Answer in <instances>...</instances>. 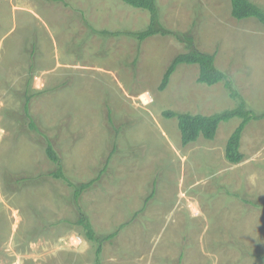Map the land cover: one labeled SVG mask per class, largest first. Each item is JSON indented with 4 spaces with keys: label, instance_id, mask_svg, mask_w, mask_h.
Masks as SVG:
<instances>
[{
    "label": "rangeland",
    "instance_id": "1",
    "mask_svg": "<svg viewBox=\"0 0 264 264\" xmlns=\"http://www.w3.org/2000/svg\"><path fill=\"white\" fill-rule=\"evenodd\" d=\"M158 6L162 27L215 54L247 109L264 112V24L235 19L230 0ZM149 22L147 11L122 0H0V264H95L97 257L67 223L77 211L65 183L7 188L12 176L54 168L24 113L27 89L41 91L30 113L66 175L96 181L80 204L98 235L128 224L105 244L103 264H264V119L244 129L239 164L225 156L239 118L221 123L215 139L184 146L177 120L164 111L212 115L239 100L224 83H198L197 65L179 66L160 91L187 44L161 35L140 43L126 33Z\"/></svg>",
    "mask_w": 264,
    "mask_h": 264
},
{
    "label": "trees",
    "instance_id": "2",
    "mask_svg": "<svg viewBox=\"0 0 264 264\" xmlns=\"http://www.w3.org/2000/svg\"><path fill=\"white\" fill-rule=\"evenodd\" d=\"M125 4L140 10L147 11L150 16V22L146 28L143 30H139L136 32H126L131 37L137 39L138 42L142 43L147 39L161 35V36H169L177 39L180 42H185L187 44L186 52L177 54L169 63L161 85L159 86L160 91H164L171 82V78L173 74L176 72L177 68L181 65H197L199 68V74L197 78V82L200 84H205L208 86H214L219 83H224L226 88L230 93V97L234 100L238 101V108L231 111H224L220 113H215L212 115H202V114H191L188 112H176V111H164L163 116L167 119H176L178 123V129L181 132L182 144L184 146L196 142L200 137H204L207 140L215 139L219 126L223 122H228L233 118L241 119L240 125L235 129L230 138L228 139L226 148H225V156L226 159L233 163L239 164L244 159V154L241 152V138L244 129L246 126L251 123L253 120L264 119V112L256 113L250 109H247L245 106V101L241 94L233 87L232 81L229 80L227 73L218 69L215 66V54L206 53L197 49L195 45L194 37L190 34H182L179 32H172L164 29L160 22V9L158 6V0H122ZM231 8H232V16L237 20H245L254 18L259 21L261 24H264V7L252 2L251 0H230ZM91 30L94 29L88 22ZM101 34L106 36H117L121 33L114 32L110 30H102ZM30 87V82L28 83V88ZM41 94V91L35 90L33 95H29V91L27 89L26 99L24 103V113L29 120V127L37 132L43 138V145L45 146V153L47 158L54 164V168L46 173H42L37 176L20 174L16 177H11L7 183H11L8 185V189L11 190V186L13 184L18 185H28L29 183L39 182L43 183L48 179H54L65 183L68 187L72 189V204L75 206L77 211V218L75 221H67L71 226L78 227L79 235L85 237L88 241L94 244L96 249V260L95 264H103V260L101 258L105 244L112 242L115 240L121 229L126 227L128 224L124 223L117 230L100 236L96 232L92 221L89 216L85 213L80 204L81 196L95 184V180H90L86 183L77 182L70 179L65 172L64 162L56 148V145L53 143L52 139L37 129L36 123L33 119V116L30 113V103L32 101V96ZM110 160V157L109 159ZM108 163V162H107ZM107 163L104 167L102 174L107 169ZM100 178V176H99ZM35 184V183H34ZM156 185V183H155ZM7 186V185H6ZM155 190L153 189L149 199L155 196ZM147 199V200H149ZM245 203L251 205H257L253 201L245 200ZM146 209V203L143 206V210ZM140 213L135 212L132 216L130 222L137 219ZM66 222V221H64ZM256 256V255H255ZM184 257V253L180 254V262ZM262 261H264V254L259 257Z\"/></svg>",
    "mask_w": 264,
    "mask_h": 264
}]
</instances>
